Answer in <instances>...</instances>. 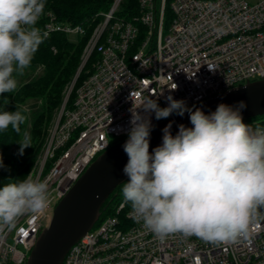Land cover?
Listing matches in <instances>:
<instances>
[{
	"label": "built area",
	"instance_id": "1",
	"mask_svg": "<svg viewBox=\"0 0 264 264\" xmlns=\"http://www.w3.org/2000/svg\"><path fill=\"white\" fill-rule=\"evenodd\" d=\"M125 1L113 0L99 14L30 172L34 181L49 184V205L39 215L19 218L12 230L0 225V264H27L57 204L101 153L128 137L131 109L145 98L164 108L171 96L193 108L264 79V0H173L167 29V0H160L159 9L155 0H138L139 14L131 18L121 13ZM37 26L48 33L46 39L63 34L76 42L88 36L87 28L60 21L46 9ZM136 111L155 127L154 112ZM130 213V204L121 202L62 264H264V205L253 210L247 233L234 242L181 233L161 240Z\"/></svg>",
	"mask_w": 264,
	"mask_h": 264
},
{
	"label": "clouds",
	"instance_id": "2",
	"mask_svg": "<svg viewBox=\"0 0 264 264\" xmlns=\"http://www.w3.org/2000/svg\"><path fill=\"white\" fill-rule=\"evenodd\" d=\"M44 9L45 0H0V96L18 89L17 77L48 37L37 26ZM167 99L164 108L147 97L131 109L123 145L128 156L123 172L128 180L122 184L130 214L161 240L181 233L205 242H234L247 233L253 210L264 205V128L244 123L241 110L247 105L243 100L235 108L220 103L206 114L200 108H188L183 100ZM141 107L154 112L157 120L187 112L192 126L180 124L173 135L169 123L162 130V143L150 152L152 126L149 118L136 111ZM26 120L19 108L0 111V132L11 127L20 134ZM17 143V154L22 156L32 147V138L25 133ZM4 167L0 154V169ZM49 195V184L34 181L31 173L4 184L0 225L12 230L19 218L43 213Z\"/></svg>",
	"mask_w": 264,
	"mask_h": 264
},
{
	"label": "trees",
	"instance_id": "3",
	"mask_svg": "<svg viewBox=\"0 0 264 264\" xmlns=\"http://www.w3.org/2000/svg\"><path fill=\"white\" fill-rule=\"evenodd\" d=\"M112 1L45 0L46 10L53 11L60 21L87 28L88 36L76 42L67 39L63 34H54L50 39H45L35 53L31 65L24 71V73L26 70L35 71L41 67L44 70L43 74L23 84L18 83V89L15 92L0 96V111H13L19 108L27 116L26 122L21 125L20 134L14 132L11 127L7 131L0 132V154L3 156L5 165L3 169H0V187L16 179L25 178L34 168L37 159L42 153L48 129L63 103L64 92L72 82L80 65L85 45L94 28L101 21L99 14L107 12L112 5ZM172 1L167 0L165 6L166 29L169 27L173 16L171 11ZM155 3L156 8L159 9L160 0H155ZM123 12L128 14L127 18L138 15V0H127L124 3ZM144 35V28H141L140 39ZM52 48H55L56 52ZM20 78L21 76L17 77L18 82ZM5 97L7 98V103H5ZM32 100H38L41 109L35 115L30 126L29 135L32 138V147L26 148L24 154L20 156L12 150L19 146L17 142L28 131L29 119L26 106ZM73 101L74 92L71 94L67 105L69 108L72 107ZM244 123L253 126V129L264 128V116L248 119ZM123 201L125 200L122 195L121 185L103 207L100 219L103 220L105 217L114 214L116 207Z\"/></svg>",
	"mask_w": 264,
	"mask_h": 264
},
{
	"label": "water",
	"instance_id": "4",
	"mask_svg": "<svg viewBox=\"0 0 264 264\" xmlns=\"http://www.w3.org/2000/svg\"><path fill=\"white\" fill-rule=\"evenodd\" d=\"M242 100L247 105L241 110L243 121L264 116V79L248 82L191 109L200 108L208 114L215 111L220 103L235 108ZM169 123L173 135L180 124L192 126L187 112L183 116L157 120L150 133V152L162 143V130ZM127 139L101 153L57 204L52 221L41 232L27 264H62L70 249L92 230L107 201L128 180L123 172L128 162L123 150Z\"/></svg>",
	"mask_w": 264,
	"mask_h": 264
},
{
	"label": "rangeland",
	"instance_id": "5",
	"mask_svg": "<svg viewBox=\"0 0 264 264\" xmlns=\"http://www.w3.org/2000/svg\"><path fill=\"white\" fill-rule=\"evenodd\" d=\"M248 1L251 4H254L257 0H248ZM122 9L124 11V4L122 5ZM121 13L126 15V16L128 15L125 12H121ZM43 72H44V70L41 67L37 68L35 71L26 70V72L21 76V78L19 80V83L23 84L25 82H28L31 79H35V78L41 76L43 74ZM40 109H41V105H40V102L38 100H32L26 106L28 119H29V128H28L27 134L30 133V126H31L32 120L34 119L35 115L40 111ZM251 127H253V126H251ZM45 140H46V138H45ZM18 150H19V146L15 147L12 151L15 152V153H18ZM10 242H11V239H10Z\"/></svg>",
	"mask_w": 264,
	"mask_h": 264
}]
</instances>
